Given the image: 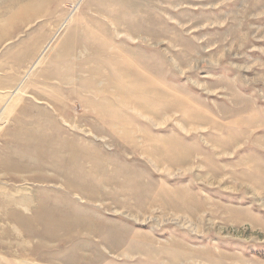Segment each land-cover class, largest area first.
Returning a JSON list of instances; mask_svg holds the SVG:
<instances>
[{"label":"rangeland","instance_id":"1","mask_svg":"<svg viewBox=\"0 0 264 264\" xmlns=\"http://www.w3.org/2000/svg\"><path fill=\"white\" fill-rule=\"evenodd\" d=\"M0 24V191L61 223L0 221V264H264V0H0Z\"/></svg>","mask_w":264,"mask_h":264},{"label":"bare ground","instance_id":"2","mask_svg":"<svg viewBox=\"0 0 264 264\" xmlns=\"http://www.w3.org/2000/svg\"><path fill=\"white\" fill-rule=\"evenodd\" d=\"M12 1V0H11ZM25 1V0H24ZM23 2V1H22ZM19 3V1H18ZM33 6H36L34 5V3L32 2H28L27 4H25L22 9H28V8H31ZM16 9H19L16 8ZM38 11V10H37ZM18 12V11H17ZM16 12V13H17ZM23 12V11H22ZM30 12V11H29ZM35 12V11H34ZM37 13V12H36ZM19 14V13H18ZM15 15V14H14ZM24 15V14H23ZM16 16V15H15ZM25 16V15H24ZM11 17V16H10ZM14 17V16H12ZM17 17V16H16ZM20 17V16H18ZM26 17V16H25ZM31 17V16H30ZM8 18V17H7ZM9 19V18H8ZM13 19V18H12ZM19 19V18H18ZM22 19V18H21ZM10 20V19H9ZM67 20V19H66ZM19 21V20H17ZM22 21V20H21ZM7 22V21H6ZM13 22V23H12ZM10 23L14 24V21H12ZM8 22V24H10ZM8 24L6 26H8ZM11 24V25H12ZM2 25V24H0ZM5 25V24H4ZM2 26V27H5V26ZM16 25V23H15ZM13 26V25H12ZM10 27V26H8ZM17 27V26H16ZM1 28V26H0ZM11 28V27H10ZM15 28V27H14ZM4 30V29H3ZM2 30V31H3ZM5 31V30H4ZM3 31V32H4ZM6 32V31H5ZM4 32V33H5ZM3 34V33H2ZM57 35V34H56ZM54 39L52 38L46 46H44V48L41 50V52H39V55L36 59V64H38L40 62V60L42 59L43 55L45 54V52H47V50L51 47L52 45V41ZM33 64V63H32ZM30 66H33V65H30ZM30 69H27L26 71V74L29 72ZM17 93V92H16ZM13 93L10 92V93H7V95L5 96V102L2 103L0 105V125L1 124H4L7 120H8V117L9 115L11 114V112L14 110V107L17 103L14 102V97H13ZM60 148V147H59ZM47 149V147H46ZM45 149L43 148L42 145H37L36 146V151H38V156H36L38 159H37V166L39 169L41 170H44V169H47L46 168V165H48L49 163L51 164L50 162V159L47 157V151H44ZM49 154V153H48ZM49 156V155H48ZM52 167V166H51ZM29 168V167H27ZM1 176V174H0ZM44 178V177H43ZM48 178V177H47ZM44 180V179H43ZM45 181V180H44ZM46 182V181H45ZM26 191V190H25ZM24 191V192H25ZM3 193V194H2ZM38 197V196H37ZM51 201V200H50ZM40 204V209H38L37 207H39L38 205ZM15 208H21V209H24V210H27V211H31L33 212L34 209L32 208H36L37 210L34 211V215H32V217H25V216H22L20 213H18ZM18 210V209H17ZM16 211V212H15ZM54 212H53V209H50L49 210V204H48V200L47 199H38V201H35L34 199L31 198L30 195H25L24 194H11V193H5V192H1L0 191V221H3V220H7L9 222H14V223H17L16 221H19L20 222V225L23 224V225H27L29 223H35V222H39L41 219L42 221L43 220H46V224L44 226H46L47 228V231H52L53 230V233L52 234H49V233H38V232H35V231H32L30 233H27V235L29 237L33 236V235H39V236H42V237H45L48 236V235H53L55 233V229L56 228H59V226L61 225V223H59V221L57 220L59 217H58V214H55V215H52ZM6 222V221H5ZM16 225V224H14ZM13 227V226H12ZM14 229L15 226L13 227ZM12 228V229H13ZM7 229V230H6ZM14 229L12 231H14ZM16 231V230H15ZM18 231V230H17ZM37 231V230H36ZM5 232H11L9 228H1L0 230V236L1 235H4L6 234ZM89 233V232H88ZM8 234V233H7ZM54 236V235H53ZM60 236V235H59ZM55 237V236H54ZM39 239V238H38ZM55 239V238H54ZM46 240V239H45ZM6 242V241H5ZM24 244V242H22ZM50 244V243H49ZM27 264H30V263H27Z\"/></svg>","mask_w":264,"mask_h":264}]
</instances>
